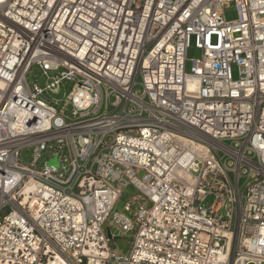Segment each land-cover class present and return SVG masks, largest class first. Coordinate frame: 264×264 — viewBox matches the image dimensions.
Returning a JSON list of instances; mask_svg holds the SVG:
<instances>
[{"label": "built area", "instance_id": "2783aa9c", "mask_svg": "<svg viewBox=\"0 0 264 264\" xmlns=\"http://www.w3.org/2000/svg\"><path fill=\"white\" fill-rule=\"evenodd\" d=\"M57 257L264 264V0H1L0 264Z\"/></svg>", "mask_w": 264, "mask_h": 264}, {"label": "rangeland", "instance_id": "374dc122", "mask_svg": "<svg viewBox=\"0 0 264 264\" xmlns=\"http://www.w3.org/2000/svg\"><path fill=\"white\" fill-rule=\"evenodd\" d=\"M223 15L226 21H233L235 19H237V11L236 8L234 6V4H228L224 7L223 9ZM201 56V52L195 48L194 46V39L193 37L190 39V43H189V47L186 51V71L189 72L190 71V67L192 64V60L193 59H197ZM231 73H232V78L234 80L239 78V70L237 65L232 64L231 65ZM41 73L39 71V69H37L36 67L32 68L30 73L27 76L28 81L30 82V84L32 83H39L40 86H43L45 79L43 77H40ZM137 86L136 89H140L139 83H140V79L137 78ZM67 89L63 90L61 89L58 93V95L55 96V98L57 99H63L64 96H66V94H68L69 89H70V85L66 84ZM20 159L21 162L24 164H28L31 159H32V155H31V151L30 149H24L21 151L20 154ZM143 174H141L140 176H142ZM136 193V191L132 188L128 189L125 194L122 197V200H120L118 202V204L115 207V210L117 212L120 213H124L125 215H128L127 212L124 211V206L127 203V201L129 200V198L134 195ZM130 237L128 238H122V239H118L116 241H113L115 244L112 243L113 247L117 245V247L120 249V251L123 254H128L129 252V244H130Z\"/></svg>", "mask_w": 264, "mask_h": 264}, {"label": "bare ground", "instance_id": "6f19581e", "mask_svg": "<svg viewBox=\"0 0 264 264\" xmlns=\"http://www.w3.org/2000/svg\"><path fill=\"white\" fill-rule=\"evenodd\" d=\"M1 2V0H0ZM48 264H66L61 258L57 257L53 261H49Z\"/></svg>", "mask_w": 264, "mask_h": 264}, {"label": "water", "instance_id": "95a60500", "mask_svg": "<svg viewBox=\"0 0 264 264\" xmlns=\"http://www.w3.org/2000/svg\"><path fill=\"white\" fill-rule=\"evenodd\" d=\"M52 163H55V159L52 161ZM106 234H107V237H108L109 239H113L114 241L120 239L119 237H112L111 232H110L109 229L106 230Z\"/></svg>", "mask_w": 264, "mask_h": 264}]
</instances>
